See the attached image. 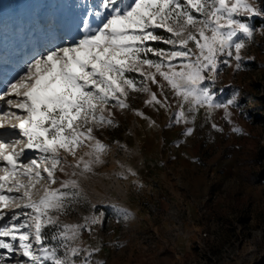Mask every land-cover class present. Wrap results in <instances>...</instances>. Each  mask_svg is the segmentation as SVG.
Here are the masks:
<instances>
[{
	"label": "rangeland",
	"instance_id": "rangeland-1",
	"mask_svg": "<svg viewBox=\"0 0 264 264\" xmlns=\"http://www.w3.org/2000/svg\"><path fill=\"white\" fill-rule=\"evenodd\" d=\"M99 2L0 0V48L7 50L0 57V83L22 75L42 48L46 54L54 46L78 39L82 18ZM249 22L256 30L241 50V68L236 70L234 60L231 67L222 65L213 87L219 102L235 98L227 109L229 118L224 108L211 113L200 109L195 121L173 124L169 112L145 105L146 94L132 93L135 98H129V109L114 110L116 126L94 132L109 150L101 157L104 163L92 165V172L72 177L79 179L85 203L73 204L65 215L53 214L60 224H79L85 216H97L101 223L92 225L91 232L82 230L80 241L72 245L89 250L98 247L92 253L93 264H264V19ZM42 31L45 36L51 33L50 37H41ZM27 32L30 44L16 41ZM19 48L24 55L19 62L7 60ZM4 61L11 70L5 66L1 70ZM152 88L156 91L155 85ZM0 110L5 128L19 121L3 112L23 114L5 102ZM213 123L221 130L213 128ZM187 127L193 128L191 135L183 134ZM17 139L22 141L15 145L19 151L23 138ZM90 150L78 149L77 158ZM28 155H32L30 150ZM66 158L69 164L76 163L73 157ZM73 170L80 171L68 169ZM5 174L0 170V176ZM17 179L29 183L27 177ZM14 184L9 180L0 192L22 196L25 189L17 192ZM47 187L46 180L35 182L28 189L31 199L39 200ZM26 202L7 200V208L0 212L11 216L29 211L21 207ZM113 205L126 210L127 216L118 214ZM7 216L0 224L7 222ZM59 254L63 255V249ZM85 254L82 251L81 258ZM0 256V264L28 259L7 250H0Z\"/></svg>",
	"mask_w": 264,
	"mask_h": 264
},
{
	"label": "snow or ice",
	"instance_id": "snow-or-ice-1",
	"mask_svg": "<svg viewBox=\"0 0 264 264\" xmlns=\"http://www.w3.org/2000/svg\"><path fill=\"white\" fill-rule=\"evenodd\" d=\"M257 17L264 19L261 0H100L82 18L78 39L34 57L22 75L0 83V101L23 113L3 112L19 121L12 130L0 117V170L6 173L0 176V189L9 180L15 181L17 192L25 189L18 197L0 192V210L7 208L5 201L17 199H26L21 207L29 210L11 216L0 212V221L7 216L0 224V250L28 258L17 264H93L98 247L72 245L80 241L82 230L91 232L101 221L89 215L83 223L60 224L53 214L65 215L73 204L85 203L80 181L72 177L92 172L109 150L94 132L116 126L114 110L129 109L132 93L146 94L145 105L169 112L173 124L195 121L200 109L211 113L224 108L229 118L227 109L235 98L219 102L214 83L222 65L231 67L234 60L236 70L241 68V50L256 30L249 21ZM212 127L221 130L215 123ZM192 133L187 127L183 134ZM16 136L23 138L19 151L15 145L22 141L12 139ZM84 147L91 150L77 158ZM67 156L76 163L69 164ZM128 172L135 175L131 168ZM41 179L48 187L33 201L28 189ZM113 208L127 216L126 210ZM82 251L86 254L81 258Z\"/></svg>",
	"mask_w": 264,
	"mask_h": 264
},
{
	"label": "bare ground",
	"instance_id": "bare-ground-1",
	"mask_svg": "<svg viewBox=\"0 0 264 264\" xmlns=\"http://www.w3.org/2000/svg\"><path fill=\"white\" fill-rule=\"evenodd\" d=\"M29 33L30 32H27V33H23V34H21V36H19V38L18 39H16V41H20L21 43H25V44H30V41H28L29 40ZM46 32H44V31H42L41 32V37L43 36V38H48V37H50L49 35H51V33H49L47 36H45L44 34H45ZM48 33V32H47ZM42 43H44V41H41ZM32 43V42H31ZM21 46V45H20ZM21 50H22V48H19V50H15L14 51V53H13V57H9V58H7V60L8 59H17L18 60V62H19V60L24 56L22 53H21ZM34 50H36V48H34ZM43 52H42V54H44L45 53V48H42L41 49ZM5 51L7 52V50H5L3 47H1L0 48V57L2 56V55H4V53H5ZM40 55V54H39ZM33 58H34V56H33ZM7 63V61H4L2 64V66H1V70H2V67L4 68V66H5V69L6 68H9L10 70H11V67L9 66V65H7L6 64ZM7 70V69H6ZM14 71L16 70L15 68L13 69ZM8 71V70H7ZM15 77V76H14ZM13 77V79L12 80H14L15 78ZM8 98H12V97H6V99H8ZM4 103V101H0V104H3ZM11 126L12 125H10L8 128H6V129H8V130H12L11 129ZM2 131H4L3 129H0V132H2ZM16 131H18V130H16ZM17 137L18 136H16V137H13L12 139H17Z\"/></svg>",
	"mask_w": 264,
	"mask_h": 264
},
{
	"label": "crops",
	"instance_id": "crops-1",
	"mask_svg": "<svg viewBox=\"0 0 264 264\" xmlns=\"http://www.w3.org/2000/svg\"><path fill=\"white\" fill-rule=\"evenodd\" d=\"M161 145V144H160ZM161 149V148H160Z\"/></svg>",
	"mask_w": 264,
	"mask_h": 264
}]
</instances>
